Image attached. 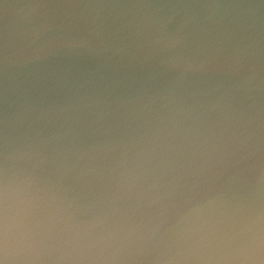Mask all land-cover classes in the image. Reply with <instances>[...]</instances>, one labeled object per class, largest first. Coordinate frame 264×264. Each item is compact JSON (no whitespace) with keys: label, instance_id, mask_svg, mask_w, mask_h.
<instances>
[{"label":"water","instance_id":"obj_1","mask_svg":"<svg viewBox=\"0 0 264 264\" xmlns=\"http://www.w3.org/2000/svg\"><path fill=\"white\" fill-rule=\"evenodd\" d=\"M0 264H264V0H0Z\"/></svg>","mask_w":264,"mask_h":264},{"label":"clouds","instance_id":"obj_2","mask_svg":"<svg viewBox=\"0 0 264 264\" xmlns=\"http://www.w3.org/2000/svg\"><path fill=\"white\" fill-rule=\"evenodd\" d=\"M6 243H7V232H6Z\"/></svg>","mask_w":264,"mask_h":264}]
</instances>
